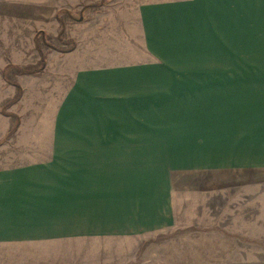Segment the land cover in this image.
I'll use <instances>...</instances> for the list:
<instances>
[{"label":"crops","instance_id":"obj_1","mask_svg":"<svg viewBox=\"0 0 264 264\" xmlns=\"http://www.w3.org/2000/svg\"><path fill=\"white\" fill-rule=\"evenodd\" d=\"M138 18L145 55L80 67L66 100L75 129L0 195V240L157 230L173 177L264 172V0L151 2Z\"/></svg>","mask_w":264,"mask_h":264},{"label":"rangeland","instance_id":"obj_2","mask_svg":"<svg viewBox=\"0 0 264 264\" xmlns=\"http://www.w3.org/2000/svg\"><path fill=\"white\" fill-rule=\"evenodd\" d=\"M161 1L0 0V195L46 158L56 132L75 129L66 100L81 66L141 60L138 9ZM167 190L168 226L62 244L0 240V264H264V172H187Z\"/></svg>","mask_w":264,"mask_h":264},{"label":"trees","instance_id":"obj_3","mask_svg":"<svg viewBox=\"0 0 264 264\" xmlns=\"http://www.w3.org/2000/svg\"><path fill=\"white\" fill-rule=\"evenodd\" d=\"M72 47H70V48H68V49H66V50H59V51H61V52H66V51H68L69 49H71ZM44 58L43 57H41V61H40V63L42 62L43 63V60ZM42 65V64H41ZM20 72H23L22 70H19ZM41 71V68H38V69H36V70H33V71H28V73H39ZM18 72V71H17ZM19 73V72H18Z\"/></svg>","mask_w":264,"mask_h":264}]
</instances>
